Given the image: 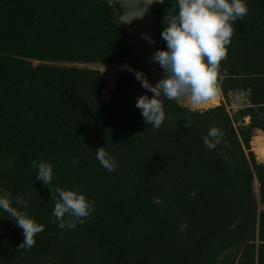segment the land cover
Masks as SVG:
<instances>
[{"label":"trees","instance_id":"1","mask_svg":"<svg viewBox=\"0 0 264 264\" xmlns=\"http://www.w3.org/2000/svg\"><path fill=\"white\" fill-rule=\"evenodd\" d=\"M247 4L219 68L223 97L243 95L244 108L169 100L153 130L131 72L102 99L108 76L96 67L132 64L109 0H0V187L25 195L42 228L18 251L22 230L0 211V264H264V165L250 146L264 134V0ZM174 11L175 0L151 7L161 48ZM213 126L224 136L208 150L201 137ZM105 145L114 172L95 160ZM34 159L53 163V188L78 186L96 201L86 223L58 227Z\"/></svg>","mask_w":264,"mask_h":264},{"label":"clouds","instance_id":"2","mask_svg":"<svg viewBox=\"0 0 264 264\" xmlns=\"http://www.w3.org/2000/svg\"><path fill=\"white\" fill-rule=\"evenodd\" d=\"M109 2L113 6L115 0ZM119 2L126 10L119 16L118 24H131L135 19L143 18L153 4L150 0ZM248 11L247 0H175V11L164 16V27L160 33L166 47L157 49L149 59L150 64L159 65L161 78L153 84L142 70H136L128 64L121 66V70L131 72L141 87L152 94L136 98L135 107L140 110L145 124H149L153 130L161 127L166 120L165 101L185 102L189 110L196 111L218 95L222 82L220 63L227 56L234 23L243 20ZM143 38L155 43L147 34H143ZM185 120V128H190L191 119ZM223 136V132L213 126L201 139L208 150H213L221 144ZM93 151L95 160L102 168L108 172L117 169L118 163L106 150V145ZM77 164V160L72 161L73 167ZM31 167L36 170L35 179L51 191V201L54 202L51 216L59 228L72 230L91 218L96 201L78 186L53 188V163L34 159ZM28 203L25 195H13L11 191L0 187V211L7 213L10 220L22 230L24 237L18 251L31 249L35 244L34 237L42 231L28 214ZM186 227L187 224L182 223L178 230L183 231Z\"/></svg>","mask_w":264,"mask_h":264},{"label":"water","instance_id":"3","mask_svg":"<svg viewBox=\"0 0 264 264\" xmlns=\"http://www.w3.org/2000/svg\"><path fill=\"white\" fill-rule=\"evenodd\" d=\"M150 3H154V0H150ZM110 5L112 6L111 3ZM142 6L143 5L141 4V7ZM112 8L116 15L115 22L118 24L119 16L122 15L126 9L121 6L119 0H115ZM118 26L130 51L132 61L131 66H133L136 70H142L146 74L147 79L151 83L155 84L161 78L162 71L158 64H150L149 59L157 49H161V41L158 38L156 25L151 16V8L149 12L145 13L143 18L135 19L131 24L120 23L118 24ZM143 34L149 35L155 41V43H149L148 40L143 38ZM133 85L139 92L140 96L144 94H147L149 96L152 95L151 93H148L144 88H142L141 85L135 80V78L133 80ZM179 104L182 107L189 109V106L185 102H179ZM165 106L166 119H168L171 115V112L166 102ZM214 108H203V106H201L196 111H206ZM256 162L259 165H264V163L260 161L257 156Z\"/></svg>","mask_w":264,"mask_h":264},{"label":"rangeland","instance_id":"4","mask_svg":"<svg viewBox=\"0 0 264 264\" xmlns=\"http://www.w3.org/2000/svg\"><path fill=\"white\" fill-rule=\"evenodd\" d=\"M82 67V66H79ZM96 68L100 69L104 73L107 74L108 80H107V86L105 90L102 93V99L108 100L110 98L111 91L114 87V84L116 82V79L118 75L123 72L124 70H121V67H115V66H97ZM219 101L216 103H206L203 106V108L206 107H212L216 108L221 105H224L226 107V110L231 113L235 112L241 108H244V103H245V97L243 95H230L228 99H225L219 90ZM251 151L255 156H257L260 161L264 163V134L258 133L257 131L254 132V136L251 141ZM256 184V188H257Z\"/></svg>","mask_w":264,"mask_h":264},{"label":"bare ground","instance_id":"5","mask_svg":"<svg viewBox=\"0 0 264 264\" xmlns=\"http://www.w3.org/2000/svg\"><path fill=\"white\" fill-rule=\"evenodd\" d=\"M219 99H220V97H219V93H218V95L215 98H213L212 100H210L209 102L216 103L217 101H219Z\"/></svg>","mask_w":264,"mask_h":264}]
</instances>
